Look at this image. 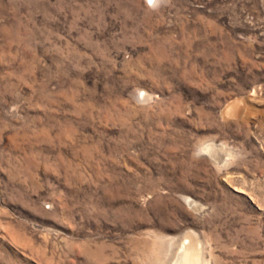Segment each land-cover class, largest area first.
Here are the masks:
<instances>
[{
	"label": "rangeland",
	"instance_id": "374dc122",
	"mask_svg": "<svg viewBox=\"0 0 264 264\" xmlns=\"http://www.w3.org/2000/svg\"><path fill=\"white\" fill-rule=\"evenodd\" d=\"M184 245L264 264V0H0V264Z\"/></svg>",
	"mask_w": 264,
	"mask_h": 264
},
{
	"label": "bare ground",
	"instance_id": "6f19581e",
	"mask_svg": "<svg viewBox=\"0 0 264 264\" xmlns=\"http://www.w3.org/2000/svg\"><path fill=\"white\" fill-rule=\"evenodd\" d=\"M246 106L242 103L241 100L230 103L225 110V113L242 116L246 114ZM177 258L173 261L172 264H194L195 263V254L191 246L184 245L180 252H178Z\"/></svg>",
	"mask_w": 264,
	"mask_h": 264
}]
</instances>
